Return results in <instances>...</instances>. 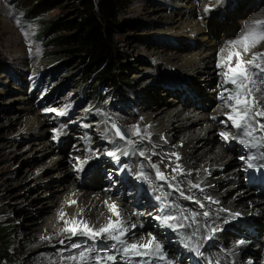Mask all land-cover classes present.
Listing matches in <instances>:
<instances>
[{
	"label": "rangeland",
	"instance_id": "1",
	"mask_svg": "<svg viewBox=\"0 0 264 264\" xmlns=\"http://www.w3.org/2000/svg\"><path fill=\"white\" fill-rule=\"evenodd\" d=\"M176 1L178 0H128L127 7L121 14V19L130 24V28H126L118 37L128 62L126 78L122 80L126 83L121 84L120 88L109 85L99 87L100 100L95 102V99H91L89 95L85 97L81 94L80 90L71 82L78 79L79 67L75 69L73 67L68 73H63L61 70L49 71L54 66L55 61V58L51 60L49 54L56 48L49 43L50 38L41 37L43 32L38 25L46 23L50 17L59 13V9L55 8L56 4H48L47 0H0V227L8 234L7 244L9 246L7 251L12 256V264L76 263L67 260V257L78 255L79 251L86 247L94 248V253L89 254L86 264H95V254H103L104 252H109V254L118 257L115 264H127L125 260L120 258L118 252L111 249L113 242L107 238L93 241L84 236H76L69 239L65 232L54 237L45 235V230H47L45 226H48L58 216L56 213L57 205L62 200L60 198L61 191L54 189L62 181L60 182V177H57L55 172L50 169L43 173V176H46V178H42L44 181L33 182L31 180L32 171L34 172L35 169L41 167L46 159L42 157L31 161L25 160L26 155H32L33 152L31 145L25 151L21 149L27 140L21 137L20 132L16 133L17 130L14 132L22 123L19 103L25 97L36 111L58 120L54 126L56 125L57 129L61 131L57 133V136L60 135L61 137L57 140L61 147L64 148L63 144L68 140L73 141L74 144L76 138L83 137L85 142L83 140L81 143L78 153L82 154L81 157L89 163L94 157L101 158L104 156L100 154L102 151L112 153L107 155L108 158L105 163H91L94 165L93 169L96 168L97 173L100 172V183L97 190L104 194L108 193L106 188L112 185V182L108 181L112 177H119V171L131 161V157L137 156L139 162L145 161L140 155L141 153H143L141 156L146 154L152 132L145 122L141 113L142 110L147 109L151 104L158 107L164 106V99L170 97V99L173 98V101L181 103L180 106L182 107L195 106L204 111L208 110V104L212 102V100L202 98L196 88L199 96L191 91L195 90L192 83L195 84L194 81L196 80H191V87L187 86L189 82L187 85L181 86L169 81L166 82V77L161 76V69L157 66L154 49L174 50L177 47V49H182L185 43L191 48L198 46L201 48L200 50L209 46L205 40L193 41L192 35L188 37H191V40H187V37L172 36L163 32L164 23L158 21L153 14L156 10L172 11L175 9ZM190 4V18L197 21L201 29L208 30L212 24L216 27H227L220 40L217 34L215 38L211 39L213 40L212 43L215 41L217 48L224 43L229 45L231 41L237 40L246 31L253 28L257 31H264V25H256L257 21H264V0H207V2L191 0ZM210 16H213L217 22L204 24V21ZM260 52H264V41L258 43L246 56L250 59L252 53ZM68 74L69 76L66 77ZM209 76L204 75V83L207 84ZM218 80L217 85L220 87L223 79L218 78ZM258 87L260 90L253 89V95L259 102L258 107L264 108V101L263 103L259 101L260 96L264 100V75L258 78ZM60 113L64 114L60 115ZM208 117L210 120L213 119V115H208ZM215 120L218 121L220 118ZM19 121L20 123H18ZM261 122L264 123V121ZM99 125L103 127L104 132L98 129ZM113 125L122 128L127 136H124L123 139L117 136ZM144 129H148L149 132L142 136L141 132ZM84 131L95 132L100 136L101 141L97 142L93 139L94 143H92L90 134H84ZM241 134L242 130L236 138L244 139ZM256 135L259 137L264 133L257 132ZM52 140L56 141L54 138ZM125 141L132 144L130 150L128 149L116 156L114 151L117 148L120 150L125 145ZM222 142L214 140L210 146L215 148ZM227 147L232 148L229 143H227ZM262 152H264V147L252 148L249 152L244 150L241 151L240 155L243 157H247L249 154L258 156ZM146 164L147 168L150 169L151 165ZM177 165L179 164L176 161L174 168ZM115 169L116 174H111L110 171H115ZM74 174L68 176L66 183H70L72 180L78 181L79 184L89 182L88 176ZM130 177L127 176L128 179L120 185L124 190L121 191L126 193L125 195L122 194V197L131 206H134L135 210L142 211L149 218L154 212L153 210H147L143 206L144 204L140 203V200L132 203V198H127L133 194L135 187L134 181ZM173 177H175V173L172 174ZM173 182L175 185L177 184L176 177ZM55 183L56 185H54ZM125 189H130V191ZM251 189L255 190L253 187ZM116 191H120V189H116ZM159 193L169 194L172 203L181 198L177 191H173L168 185L164 186ZM257 193L255 190L254 194ZM158 203L160 202L158 201ZM42 205L46 206V210H42V208V211L38 210ZM187 205L195 208L193 202H189ZM152 207L154 208V204ZM170 207L171 203L165 208L167 210ZM155 221H157V225L161 223V220ZM58 223L59 228L64 227V223ZM258 224L259 226H256L255 229V236L257 239L262 238L264 240V237H261L264 222ZM171 231L175 234L174 229ZM220 233L228 235L234 233V230L226 228L223 231L220 229ZM73 243L79 244L80 248H72ZM213 244L215 247L208 250L226 252L222 248V244L214 242ZM181 252L177 250V254ZM133 259L135 261L133 260L132 264H137L139 258ZM163 262L165 263V261ZM178 262L179 264H200V262L191 261L189 255L184 254L179 255ZM6 264L10 263L7 262ZM151 264L153 263L151 262Z\"/></svg>",
	"mask_w": 264,
	"mask_h": 264
},
{
	"label": "bare ground",
	"instance_id": "2",
	"mask_svg": "<svg viewBox=\"0 0 264 264\" xmlns=\"http://www.w3.org/2000/svg\"><path fill=\"white\" fill-rule=\"evenodd\" d=\"M204 1L207 2V0ZM190 3L191 0H178L172 11L156 10L153 16L164 23L162 29L164 33L187 38L192 35L193 41L205 40L209 46L200 50L201 48L198 46L191 48L185 43L186 45L184 44L182 49H177L178 47L174 50L157 48L154 49L155 59L158 68L161 69V76L166 77V82L169 81L179 86L187 85L189 82L187 86L191 87V80H198L194 81L195 84L192 83L194 89L196 88L200 92L202 98L212 100V102L208 104V110L204 111L195 106L182 107L181 103L173 101V98L170 99V97L164 99V106L158 107L151 104L150 107L142 110L145 122L152 132L146 154L140 155L145 161L139 162L137 156L131 157V161L119 171V177H112L108 181L112 182V185L106 188L108 193L104 194L97 190L100 183V172L97 173L91 163H105L110 152L102 151L100 154L104 156L94 157L89 163L81 157L82 154L78 153L84 140L83 137L76 138L74 144L73 141L68 140L63 144L64 148L61 147L60 142L57 141L61 138L60 135L57 136V133L61 131L57 129L56 125L54 126L58 120L36 111L25 97L19 103L22 123L21 126H17L18 128L14 132L17 130L16 133L20 132L21 137L27 140L21 149L25 151L31 145L33 152L32 155H26L25 160L31 161L42 157L46 159L41 167L32 171L31 180L33 182L43 180V173L50 169L55 172L57 177H60V182H63L54 189L61 191L60 198L62 200L57 205L56 214L58 216L55 218L53 216L54 219L49 224L46 221L48 226H45L47 230L44 234L47 237L63 233L62 229L65 224L64 227L59 228L57 223H64V220H71L72 217L86 221L93 228H99L107 223L109 217L113 220L116 219L108 208V204L115 203L124 221V226L129 230L125 236L126 241L139 242L142 239L146 240L149 234L155 236L162 245L163 254L168 261H171V264H179L178 257L181 254L189 255L193 262L202 259L203 264H264V240L257 239L255 236L256 226H259L258 223L264 222V188L254 194L255 190L251 189V185L248 184V177L251 173L264 177V168L258 166L264 163V160H255L253 163L257 167L247 168L240 153L244 150L249 152L250 149L242 145L238 138L226 142L220 136L221 132H228L230 137L239 136L236 134L238 130L233 128L231 121L227 119L228 113L231 112V108L227 105L233 102L226 103L224 99H221V94L223 93L227 97L228 91L226 90H232L233 87L230 83H224V77L221 75L224 69L217 67L221 58L227 56L228 45L224 43L217 48L215 41L212 43L213 40H211L216 37V34L220 40L227 27H216L212 24L208 30L201 29L198 22L190 18ZM212 22H217V20L215 21L213 16H210L204 21V24ZM187 40H191V37ZM222 49L225 51L221 52ZM244 59L249 58L244 56ZM204 75H210L207 78V84L204 83ZM218 78L223 79L220 87L217 85ZM196 89L191 91L199 96ZM259 101L263 103L262 96ZM208 115H213V119L210 120ZM216 118H220V120L214 121ZM98 123L100 124V122ZM98 129L103 131L101 125ZM148 132V129H144L141 135H147ZM87 133L90 134L92 143H94L93 139L97 142L101 141L100 136L95 132L84 131V134ZM52 138L56 141H53ZM214 140L223 142L217 147L211 148L210 145ZM124 143L125 145L120 150L114 149L116 156L132 146L129 142L125 141ZM227 143L232 148H228ZM173 153L176 155H172ZM149 158L165 174L167 181L156 180L155 170L147 168L146 163H149ZM176 161L180 165L181 171L180 175L175 173L177 178L175 185L172 174ZM110 172L116 174V169ZM69 173L88 176L89 182L79 184L78 181L72 180L70 183H66ZM127 176H131L130 178L135 184L133 194L127 198H132V203L140 200L147 210H153L151 217L148 218L142 211L135 210L134 206H131L122 197V194L126 193H123L124 190L120 185L128 179ZM169 183L177 186L185 196H192L193 199H185L180 195V191H177L181 198L172 203L169 194L159 193ZM192 184L199 185V188H192ZM116 189H120V191H116ZM56 196L58 195L56 194ZM71 201H75V203H70ZM106 201L108 204L105 203ZM189 202L195 204L194 209L192 204L187 205ZM169 203H171V207L166 210L165 207ZM152 204H154V208ZM41 208L46 210L44 205L40 206L38 210ZM61 212L65 214L64 220L60 219ZM204 212H208L209 215L205 217ZM134 213H140V215ZM229 213H239V215L233 218ZM165 215L175 217L176 219L169 223L177 225V227H169L163 223L157 225V221L153 220L157 216L160 218ZM133 224L136 225L135 228H132ZM213 228L218 230L213 232ZM226 228L233 229L234 233L228 235L220 233V229L224 231ZM172 229L175 230V234L172 233ZM106 238L101 237L100 239ZM213 242L222 244V248L226 252L208 250L215 247ZM218 247L220 248L221 245ZM177 250L182 252L177 254ZM146 259H151L153 264H165L154 257ZM70 264H79V262Z\"/></svg>",
	"mask_w": 264,
	"mask_h": 264
},
{
	"label": "snow or ice",
	"instance_id": "3",
	"mask_svg": "<svg viewBox=\"0 0 264 264\" xmlns=\"http://www.w3.org/2000/svg\"><path fill=\"white\" fill-rule=\"evenodd\" d=\"M256 25H264V21H257ZM261 41H264V31H257L255 28L246 31L240 38L229 43L227 56L222 57L221 61L217 64V67L224 69L221 73L224 77V83L233 85L232 90H226L228 91L227 97L223 93L221 94V99H224L226 103L228 101L233 102L227 105L231 108L227 119L231 121V126L238 130L237 135H240V130H242L244 139H240L239 142L249 149L264 147V135L259 137L256 135L257 132L264 133V123L261 122L264 121V108L258 107V102L253 95V89L260 90L258 87V78L264 75V52L252 53L251 58L247 60L244 59V56L248 55L251 49ZM224 51L225 49L221 50V52ZM63 114L60 113V115ZM113 128L116 129V135L123 139L124 135L117 126L113 125ZM220 136L226 142L236 138V136L230 137L228 132H221ZM109 154L111 155L112 153ZM172 155L176 154L173 153ZM177 159H179L178 156ZM241 159L247 168H254L257 165L253 161L258 159L264 160V152L258 156L252 154L247 155L246 158L242 156ZM149 163L151 168L155 170L156 180L167 181L165 174L159 170L155 163L151 162L150 158ZM258 166L264 168V163ZM180 171L179 165L173 169L174 173H179ZM168 187L173 191H180L177 186L171 183L168 184ZM191 187L199 188V185L192 184ZM180 195L185 199H193L192 196H185L183 191H180ZM70 203H75V201H71ZM105 203L108 204L107 201ZM108 208L112 216H115L116 219L113 220L109 217L107 223L101 225L99 228H93L86 221L77 219V217H72L71 220H64L65 214L61 212L60 219L64 220L65 224L62 231L68 234L69 239L76 236H84L95 241L101 237H107L108 240L113 242L111 249L118 252L120 258L125 260L127 264H132L133 258H139L137 264H151V259L146 258L153 257L160 261H165V264H171V261H168L163 254L162 245L156 240L155 236L149 234L146 240L142 239L139 242L126 241L125 236L129 230L124 226V221L120 216L118 206L112 203L108 204ZM222 210L227 211L226 209ZM134 214L140 215V213ZM203 215L207 217L209 213L204 212ZM229 215L235 218L239 213H229ZM159 219L166 226L177 227V225L169 223L176 219L171 215H165ZM179 226L182 227V225ZM135 227L136 225L133 224L132 228ZM217 230L216 228L212 229L213 232ZM61 243H64V241H61ZM185 246L187 247L188 245L186 244ZM72 248L78 249L80 245L73 243ZM92 253H94V248L86 247L82 251H79L78 255H69L67 260L79 262V264H86L89 259V254ZM94 259L95 264H115L117 256L109 254V252H104L103 254L96 253Z\"/></svg>",
	"mask_w": 264,
	"mask_h": 264
},
{
	"label": "trees",
	"instance_id": "4",
	"mask_svg": "<svg viewBox=\"0 0 264 264\" xmlns=\"http://www.w3.org/2000/svg\"><path fill=\"white\" fill-rule=\"evenodd\" d=\"M59 13L38 25L55 47L52 71L68 73L78 68V79L71 81L85 97L100 100L99 87L120 88L126 78L128 62L118 37L130 24L121 19L128 0H47ZM63 56V57H62ZM62 57V58H61ZM57 58V59H56ZM54 73V72H53ZM66 75V77H68ZM74 77V75H73ZM8 234L0 227V264H12L8 253Z\"/></svg>",
	"mask_w": 264,
	"mask_h": 264
},
{
	"label": "water",
	"instance_id": "5",
	"mask_svg": "<svg viewBox=\"0 0 264 264\" xmlns=\"http://www.w3.org/2000/svg\"><path fill=\"white\" fill-rule=\"evenodd\" d=\"M118 129L121 131V133L126 137L127 136V134L122 130V128L120 129L119 127H118Z\"/></svg>",
	"mask_w": 264,
	"mask_h": 264
}]
</instances>
